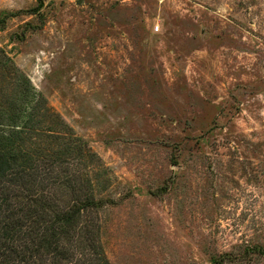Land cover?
<instances>
[{
    "label": "rangeland",
    "instance_id": "obj_1",
    "mask_svg": "<svg viewBox=\"0 0 264 264\" xmlns=\"http://www.w3.org/2000/svg\"><path fill=\"white\" fill-rule=\"evenodd\" d=\"M0 48L96 152L110 264H264V0H0Z\"/></svg>",
    "mask_w": 264,
    "mask_h": 264
},
{
    "label": "trees",
    "instance_id": "obj_2",
    "mask_svg": "<svg viewBox=\"0 0 264 264\" xmlns=\"http://www.w3.org/2000/svg\"><path fill=\"white\" fill-rule=\"evenodd\" d=\"M6 67L12 88L0 95V264H110L89 170L96 152L57 115L61 126H41L45 98L0 48V72Z\"/></svg>",
    "mask_w": 264,
    "mask_h": 264
},
{
    "label": "built area",
    "instance_id": "obj_3",
    "mask_svg": "<svg viewBox=\"0 0 264 264\" xmlns=\"http://www.w3.org/2000/svg\"><path fill=\"white\" fill-rule=\"evenodd\" d=\"M158 28V26H155V30Z\"/></svg>",
    "mask_w": 264,
    "mask_h": 264
}]
</instances>
